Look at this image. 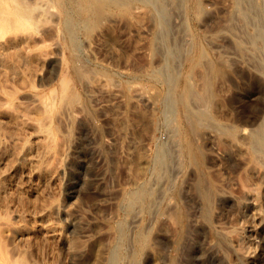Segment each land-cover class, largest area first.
<instances>
[{
	"label": "rangeland",
	"instance_id": "obj_1",
	"mask_svg": "<svg viewBox=\"0 0 264 264\" xmlns=\"http://www.w3.org/2000/svg\"><path fill=\"white\" fill-rule=\"evenodd\" d=\"M263 9L0 0V264H264Z\"/></svg>",
	"mask_w": 264,
	"mask_h": 264
},
{
	"label": "bare ground",
	"instance_id": "obj_2",
	"mask_svg": "<svg viewBox=\"0 0 264 264\" xmlns=\"http://www.w3.org/2000/svg\"><path fill=\"white\" fill-rule=\"evenodd\" d=\"M254 1V3L256 4L257 3V1L258 0H253ZM264 10V9H263ZM260 34H262L263 36H264V28L261 30V32H260ZM20 42H19V38L17 37H13L11 40H9V41H6L5 43L4 42H1L0 43V46L1 47H3V50L5 51V53L6 54H10L9 56H12V54L13 53H15V57L17 56V55H19V54H17L16 55V53H18L17 52V50H19L18 48H19V44ZM19 58V57H18ZM9 69H8V67H6V65L5 64H3V63H1L0 62V78L2 77V78H5L7 75H8V73H9ZM169 74H171V71H170V69H169ZM189 94H190V96H194V97H196L197 99H198V97H200V94L199 93H196L195 91H193V90H189ZM195 98V99H196ZM13 119H17V117L16 116H13ZM18 120V119H17ZM262 127V126H261ZM263 128V127H262ZM261 129V128H260ZM258 136L260 137V138H258L259 140H258V144H264V128L263 129H261V130H259V132H258ZM256 140H257V138H256ZM255 140V141H256ZM257 142V141H256ZM259 145V146H260ZM25 152L26 153H28V152H32V158H31V161L32 162H35V161H38L39 160V158L41 157V153H40V147H35V146H33V145H27L26 147H25ZM141 168H142V166H141V163L139 162L138 163V165H137V171H140L141 172ZM7 187H8V184L4 181V179H3V177H0V191L1 192H5L6 190H7ZM37 191H38V189H37ZM45 226V225H44ZM48 230H52L53 229V226H50V225H47V226H45Z\"/></svg>",
	"mask_w": 264,
	"mask_h": 264
}]
</instances>
